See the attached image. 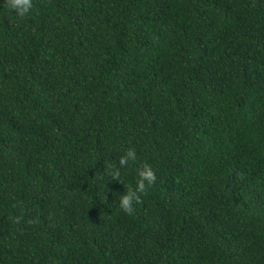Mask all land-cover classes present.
I'll return each instance as SVG.
<instances>
[{
	"label": "trees",
	"instance_id": "16d2710c",
	"mask_svg": "<svg viewBox=\"0 0 264 264\" xmlns=\"http://www.w3.org/2000/svg\"><path fill=\"white\" fill-rule=\"evenodd\" d=\"M31 4L0 0V264H264V0Z\"/></svg>",
	"mask_w": 264,
	"mask_h": 264
},
{
	"label": "clouds",
	"instance_id": "9594fccd",
	"mask_svg": "<svg viewBox=\"0 0 264 264\" xmlns=\"http://www.w3.org/2000/svg\"><path fill=\"white\" fill-rule=\"evenodd\" d=\"M9 7L14 9L19 15H25L32 7L31 0H9ZM136 159V152L133 149L127 150L119 157L118 166L108 164L105 174L119 180L121 176V168L130 160ZM156 180L155 173L150 165L145 164L138 169L136 187L134 190L124 191L119 195V207L127 214L132 215L135 212V203L139 200V193L146 186H150Z\"/></svg>",
	"mask_w": 264,
	"mask_h": 264
}]
</instances>
